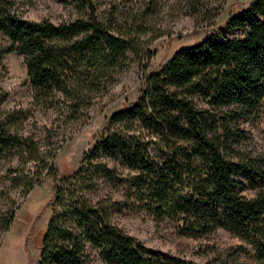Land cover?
<instances>
[{"label": "trees", "instance_id": "1", "mask_svg": "<svg viewBox=\"0 0 264 264\" xmlns=\"http://www.w3.org/2000/svg\"><path fill=\"white\" fill-rule=\"evenodd\" d=\"M74 1L84 16L53 24L27 21L12 0H0V34L7 39L0 45V80L4 57L19 53L34 101L57 99L69 114L88 110L90 85L126 53L137 54L94 18L87 0ZM225 27L242 36L223 42L208 36L176 50L145 77L133 103L107 118L79 169L56 179L37 264H87L93 251L104 264H195L123 233L114 221L120 204L89 196L100 182L134 190L145 209L175 221L187 236L224 230L253 251L256 264H264V159L245 162L233 147L240 121L264 119V0L229 16ZM7 98L0 87V104ZM26 113L19 107L0 114V155L17 150L33 165L40 145L22 131ZM48 156L53 158L51 150ZM118 167L129 173L118 174ZM243 173L256 190L250 199L239 195L237 177ZM11 219L0 221V231Z\"/></svg>", "mask_w": 264, "mask_h": 264}, {"label": "rangeland", "instance_id": "2", "mask_svg": "<svg viewBox=\"0 0 264 264\" xmlns=\"http://www.w3.org/2000/svg\"><path fill=\"white\" fill-rule=\"evenodd\" d=\"M23 19L53 24L84 16L74 0H12ZM253 0H87L94 8V18L111 35L136 47L116 61L88 91L90 107L67 113L57 99L53 104L36 103L27 77L24 57L11 53L4 57L1 89L8 94L0 104V114L14 108L28 111L22 131L36 136L39 160L33 165L17 150L0 155V221L11 216L8 229L0 231V264H37L38 238L48 224L52 209L48 206L55 181L80 167L82 154L102 132L107 118L133 103L139 96L145 77L162 69L173 53L192 47L208 36L220 42L242 36L239 29L225 23L238 15ZM0 34V45L6 44ZM202 105V104H201ZM24 118V117H23ZM239 136L233 147L245 162L264 159V119L240 121ZM53 152L50 158L49 151ZM49 169V171H48ZM117 173L127 175L118 167ZM243 185L239 195L250 199L256 190L245 173L237 177ZM32 181V186L24 185ZM92 198L111 197L120 204L114 221L123 233L146 248L192 261L195 264H256L253 251L224 230L204 236H187L179 225L145 209L134 190H114L105 183L89 194ZM87 264H104L91 252Z\"/></svg>", "mask_w": 264, "mask_h": 264}]
</instances>
